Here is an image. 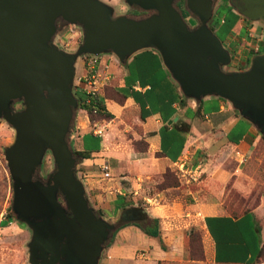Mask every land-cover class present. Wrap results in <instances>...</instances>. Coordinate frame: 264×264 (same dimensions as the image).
<instances>
[{"label": "water", "instance_id": "95a60500", "mask_svg": "<svg viewBox=\"0 0 264 264\" xmlns=\"http://www.w3.org/2000/svg\"><path fill=\"white\" fill-rule=\"evenodd\" d=\"M176 1L125 0L150 12L133 18L101 0H0V119L15 131L4 158L11 211L32 232L31 264L47 255L44 264H99L117 228L90 206L67 142L78 109L73 87L82 56L112 54L123 63L140 50H155L184 97L225 99L264 136V52L252 56L245 70H226L231 54L208 26L218 1L185 0L184 10L198 20L193 28ZM228 2L242 17L264 23V0ZM58 23L81 28L74 52L54 44ZM16 102L23 108L15 110ZM47 151L55 170L43 182L35 175ZM146 219L144 209L131 207L118 223Z\"/></svg>", "mask_w": 264, "mask_h": 264}, {"label": "crops", "instance_id": "0c3cea01", "mask_svg": "<svg viewBox=\"0 0 264 264\" xmlns=\"http://www.w3.org/2000/svg\"><path fill=\"white\" fill-rule=\"evenodd\" d=\"M225 7L237 20L223 42L228 44L232 35L251 42L250 24L262 22H251L234 8ZM225 23L221 19L218 29L223 30ZM256 43L263 53L264 41L257 39ZM251 55L244 58L240 70L248 68ZM99 58L100 65L96 68L106 75V79L101 81L98 96L113 118L95 121V130L90 131L87 112L78 109L76 131L70 140L74 151L89 155L88 159L78 163L85 170L81 174L86 191L94 181L90 176L86 179L91 173L89 170L94 165L100 170V166L107 163L110 175L119 180L116 179L118 195L113 204L115 209L121 210L125 194H137L143 176L140 173L132 176V173L139 170L144 158L148 160L153 151L160 153L165 163L177 166L185 159L203 164L206 172V188L190 192L196 202L188 207L186 217L170 206L151 208L147 216L159 219L160 239L144 234L135 223H125L103 250L99 264H182L184 242L192 235L193 226L198 230L200 253L208 263L257 264L262 245L256 226L258 209L237 217L221 213L224 191L219 188L239 190L235 173L246 177L252 148L262 140L258 129L225 99L211 96L195 101L184 97L155 50H140L123 63L112 54ZM86 72L82 56L76 63V76H83ZM130 117L134 121L132 127L127 123ZM120 124L133 129L134 139L147 145L145 152L131 149L124 154L117 149L120 139L114 130ZM135 124L138 127H134ZM124 164L130 165L128 171L123 168ZM100 175L102 178L101 171ZM112 177L107 180H113ZM120 180L125 182L121 187ZM199 215L201 219L197 217Z\"/></svg>", "mask_w": 264, "mask_h": 264}, {"label": "rangeland", "instance_id": "374dc122", "mask_svg": "<svg viewBox=\"0 0 264 264\" xmlns=\"http://www.w3.org/2000/svg\"><path fill=\"white\" fill-rule=\"evenodd\" d=\"M115 9L116 14H125L133 18L147 17L150 12L141 11L138 7H129L125 0H101ZM214 6L213 18L208 23L210 29H214L218 36L225 38L226 34L219 30L220 23L213 27L218 20L220 10H225V6L231 7L227 0H217ZM224 5L223 8L221 5ZM218 7V8H217ZM189 16L186 18L190 27H196L198 22L196 19ZM249 36L252 41L240 40L237 36H231V41L227 42V49L229 50L233 61L227 66L226 70H240L242 68V61L247 55L258 54L262 48L256 43V40L264 41V24L251 23L249 26ZM219 30V31H217ZM53 42L60 49L66 52H74L82 42V30L78 26L58 23L57 33L53 38ZM250 42V44H247ZM252 56V55H251ZM251 58V57H250ZM249 61V60H248ZM247 61V64H248ZM246 65V64H245ZM75 92V88L73 87ZM15 110L23 108L20 102L13 105ZM79 109V108H78ZM78 109L74 110V118L71 123L70 131L67 135V142L71 151H73L70 140L71 134L75 133L78 117ZM102 120V119H99ZM111 120V119H110ZM91 121V129L95 130V120ZM97 121V120H96ZM133 118L127 119V123L132 127ZM126 123V122H125ZM129 126V125H128ZM131 127L125 128L124 124L115 126L116 137L119 143L117 149L126 154L131 149L135 151H146L147 145L141 140H135V133ZM134 127H138L135 126ZM15 131L6 123L5 120L0 119V264H29V249L28 243L31 240L32 232L30 228L17 220L11 211L12 207V181L8 172L7 164L4 158V149L14 143ZM252 154L247 162L248 169L246 177L235 173L234 179H238L240 186L237 191L235 188H219V191H224L222 198L223 209L221 213L228 214L234 217L240 216L245 212L258 209L256 216L257 230L261 235V253L258 257L257 264H264V140L262 139L252 148ZM182 161H186L185 159ZM250 161V162H249ZM80 162V159H79ZM238 164V162H236ZM200 165V166H197ZM130 165L124 164L123 168H128ZM135 170L132 176L142 174L139 181V188L137 194L127 192L124 196V205L121 210L114 208L113 199L116 197L117 186L116 179L113 180L102 179L99 168L95 165L89 170L90 176L94 180L90 188L86 191V198L91 207L94 208L97 215L105 218L107 222L117 225L119 216L123 208L139 207L147 211L151 208L172 207L186 217L189 212L188 207L195 203V199L190 192L199 191L201 188L205 189L206 172L203 164H194L186 161V166L181 172L176 165L165 163L162 156L158 152H152L149 159L144 158L143 163ZM55 170V163L50 151H47L41 166L39 167L35 179L46 182L49 175ZM77 172L80 179L83 181V173L85 170L78 166ZM77 173V174H78ZM82 173V174H81ZM118 180V179H117ZM119 181V180H118ZM125 183L120 180L119 186ZM127 183V182H126ZM134 191V190H132ZM59 202L65 207L64 199L61 195L58 196ZM11 217V218H10ZM201 219V216H197ZM197 218V219H198ZM9 219V220H8ZM148 216L147 220L148 221ZM192 235L186 238L184 242V261L182 264H210L200 253L199 235L196 226L191 228ZM194 261V262H193ZM197 261V262H196ZM203 261V263H202ZM196 262V263H195Z\"/></svg>", "mask_w": 264, "mask_h": 264}, {"label": "trees", "instance_id": "16d2710c", "mask_svg": "<svg viewBox=\"0 0 264 264\" xmlns=\"http://www.w3.org/2000/svg\"><path fill=\"white\" fill-rule=\"evenodd\" d=\"M182 16L186 19L187 17H189L190 15L188 14V12H183L181 13ZM218 20L215 23V25L213 26L215 28V26H217L220 23V20L223 19L225 23V28L223 29L224 31H222V33L224 32L226 34V36L229 34L232 26L235 24L236 22V16L233 15L231 13V10H220L219 14H218ZM212 31H214V29H211ZM222 40L225 38H221ZM75 97L78 100V108L85 110L89 116L90 120H110L113 118V116L107 112L105 105L102 103V101L100 100L99 96L97 95L96 97H94L91 100V107H87L85 105V96L84 93H82L81 90H79L78 88L75 89V92H73ZM92 107H94L96 109V113H92ZM262 139L264 140V136H262ZM74 158L76 159L77 163H79V159H88L89 155L85 152H77V151H72ZM246 213V212H245ZM11 218V217H10ZM9 220V219H8ZM125 223L119 224L116 228V230L114 231L110 241L106 244V246L112 241L113 236L115 235V233L117 232V230L123 226H125ZM135 226H137L138 228H140L144 234L153 237V238H159L160 239V230H159V219L157 218H149L148 221H145L143 223H137L135 224ZM261 253V248L258 252V257Z\"/></svg>", "mask_w": 264, "mask_h": 264}, {"label": "built area", "instance_id": "2783aa9c", "mask_svg": "<svg viewBox=\"0 0 264 264\" xmlns=\"http://www.w3.org/2000/svg\"><path fill=\"white\" fill-rule=\"evenodd\" d=\"M100 56L84 55L86 74L83 76H76L74 82V88H78L84 93L85 105L91 107V100L96 97L102 87V80L106 79V75H103L96 67L100 65ZM104 71H107V67H104ZM92 113H96V109L92 107ZM243 158L241 162H243ZM186 166V161H181L177 165L178 169L183 172V168ZM103 179H111L110 168L107 163H103L100 166ZM78 173V172H77ZM79 175V173H78ZM80 178V177H79Z\"/></svg>", "mask_w": 264, "mask_h": 264}, {"label": "flooded vegetation", "instance_id": "af4514ba", "mask_svg": "<svg viewBox=\"0 0 264 264\" xmlns=\"http://www.w3.org/2000/svg\"><path fill=\"white\" fill-rule=\"evenodd\" d=\"M213 1H215V0H213ZM228 1V0H227ZM174 6H175V8L180 12V13H183V12H187L186 10H184V6H185V0H178V1H176L175 3H174ZM220 6V4L218 5V7ZM217 7V8H218ZM192 18H194V19H196V17H192ZM246 19V18H245ZM197 20V19H196ZM197 22H198V20H197ZM217 35H218V33L217 32H215ZM223 41V40H222ZM224 44H225V46L227 47V44L225 43V42H223ZM99 216V215H98ZM146 220H144V221H141V222H139V223H143V222H145ZM120 223H117V225L116 226H118ZM49 259H50V256L49 255H47V258H46V260H44L43 258H37V259H35V261H34V263L35 264H44V262H48L49 261ZM29 264H31L30 262H29ZM56 264H59V263H56Z\"/></svg>", "mask_w": 264, "mask_h": 264}]
</instances>
